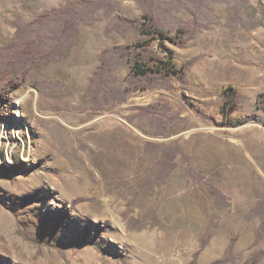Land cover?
Wrapping results in <instances>:
<instances>
[{"label":"rangeland","instance_id":"rangeland-1","mask_svg":"<svg viewBox=\"0 0 264 264\" xmlns=\"http://www.w3.org/2000/svg\"><path fill=\"white\" fill-rule=\"evenodd\" d=\"M86 1L0 0V47L32 32L16 22L28 24L68 2ZM193 1L172 0L167 25L188 20ZM115 2L111 16L101 10L95 22L80 23L63 57L24 78L9 74L3 60L12 55L0 52V153L10 160L0 167H16L10 177L0 176V264H121L120 254L128 264H190L197 251L196 264H211L233 238L237 263H243L264 245L254 243L259 220L246 218L258 200L254 185L264 194V113L257 102L264 92V0H205L201 30L187 47L175 44L176 37L108 31L115 15L143 20L137 1ZM231 3L240 18L232 17ZM53 25L45 29L52 32ZM117 44L131 45L151 66L170 57L177 67L197 60L187 83L173 77L172 87L136 89L125 101L98 108L91 78L101 52ZM129 73L121 65L117 82L125 83ZM227 86L248 97L231 114L233 120L252 116L245 124L224 126ZM147 140L178 142L185 152L165 179L156 176L161 154L146 151ZM211 185L231 199L230 210L217 208ZM20 196H31V204L21 208ZM214 216L217 228L200 249ZM27 217L49 222L61 239L92 242L94 231L98 237L95 245L69 249L63 257L18 233ZM54 219L58 230L51 229Z\"/></svg>","mask_w":264,"mask_h":264},{"label":"trees","instance_id":"trees-1","mask_svg":"<svg viewBox=\"0 0 264 264\" xmlns=\"http://www.w3.org/2000/svg\"><path fill=\"white\" fill-rule=\"evenodd\" d=\"M143 9V20L135 21L127 17L115 15L108 26V31L125 33L133 31L140 35H151L153 37L168 38L176 37L175 44L180 47L190 45L189 41L201 30L200 6L205 0H194L189 5L191 16L186 21H179L173 26L172 23L167 25V16L170 8L168 7L172 0H135ZM178 2V0H175ZM197 2V3H196ZM196 3V4H195ZM116 8L115 0H88L82 4L68 2L64 6L52 9L40 16L33 22L24 24L16 22L18 29L28 28L32 32L24 35L23 40L11 42L0 47V52L4 55L11 53L12 57L3 60L5 67H8L9 74L13 75L19 72L20 78L26 77L29 70L40 68L46 63L63 57L67 45L74 41V36L78 26L86 18L90 23L95 22V14L104 10L105 14L111 16ZM167 10V11H166ZM229 10L233 18H240L241 12L236 4L231 3ZM52 23V24H51ZM54 24V25H53ZM47 25H53V31L45 29ZM164 51L167 49L161 45ZM5 56V57H6ZM11 59V60H10ZM197 60L192 57L182 67H177L171 57L168 59L158 60L157 66H151L147 61L138 56V53L129 44H117L110 48L104 49L99 57V65L94 70L91 81L98 89L95 98V106L102 108L106 104L120 103L126 100L128 94L136 89H147L155 86L172 87V78L176 77L187 83L189 80L188 71ZM121 65L130 67V73L126 82L119 84L117 82V69ZM8 74V73H7ZM6 75V74H5ZM19 78V79H20ZM23 80V79H22ZM222 112L224 117V126H239L245 124L252 116H246L233 120L231 114L241 103L248 100V97L241 93L234 86H227L222 92ZM258 106L264 113V92L257 96ZM154 106H150L149 110ZM150 112H140V115H148ZM155 123V119L153 121ZM163 134V133H161ZM164 135V134H163ZM145 150L161 154V160L158 163L156 176L159 179L167 178L177 166L179 155H185L184 150L178 142L172 145L163 146L153 140H147ZM186 157V156H185ZM16 167H0V176L10 177ZM193 176V172H190ZM200 180H204L203 174H200ZM253 191L258 198L255 205L246 213L247 219L257 218L259 225L255 231V245L264 242V194H262L254 185ZM209 194L214 197L218 209L230 210L232 207L231 199L216 185L208 188ZM31 196H20V207L30 205ZM133 200L129 202V205ZM29 213V212H28ZM30 215V213H29ZM51 229H59V219H54ZM136 220L130 219L131 223ZM31 224V225H30ZM56 224V225H55ZM18 233L32 243H40L49 248H55L65 257L66 251L76 249L84 245H95L98 232L94 231L93 241L89 242L86 237L61 239L55 231L50 230V223H41L33 217L18 223ZM217 228L216 216L212 217L201 238L200 249L208 244L209 240ZM236 238L231 239L221 258L211 264H258L264 259V245L262 248L252 252L243 263H237L238 255L234 252ZM200 251L194 253L190 264H196ZM121 264H128L127 259L121 254L118 255Z\"/></svg>","mask_w":264,"mask_h":264},{"label":"bare ground","instance_id":"bare-ground-1","mask_svg":"<svg viewBox=\"0 0 264 264\" xmlns=\"http://www.w3.org/2000/svg\"><path fill=\"white\" fill-rule=\"evenodd\" d=\"M22 116V114H21V110H19V113H18V116ZM1 147V146H0ZM8 156V157H7ZM5 160L6 161H10L9 160V154H5V156H4V154L2 155L1 153H0V164H2L3 162H5ZM140 241H144V239H141ZM146 242H148L149 243V240L147 241L146 240ZM214 245V247H216V245H215V243L213 244ZM167 251V250H166ZM180 253V252H179ZM186 255V254H185ZM179 257V256H178ZM185 256L182 254L181 255V260H184V259H186V258H184ZM176 260H180L179 258H175ZM174 259V260H175ZM173 263V262H172Z\"/></svg>","mask_w":264,"mask_h":264}]
</instances>
